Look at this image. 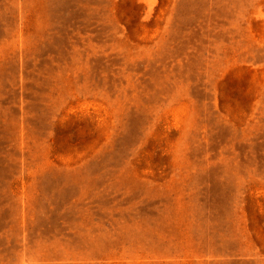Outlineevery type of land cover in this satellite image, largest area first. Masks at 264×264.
Masks as SVG:
<instances>
[{"label":"rangeland","instance_id":"1","mask_svg":"<svg viewBox=\"0 0 264 264\" xmlns=\"http://www.w3.org/2000/svg\"><path fill=\"white\" fill-rule=\"evenodd\" d=\"M0 264H264V0H0Z\"/></svg>","mask_w":264,"mask_h":264}]
</instances>
